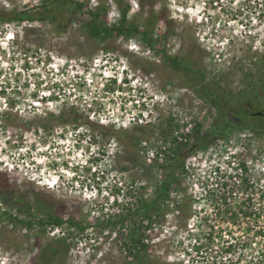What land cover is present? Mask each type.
I'll return each mask as SVG.
<instances>
[{"label": "rangeland", "instance_id": "obj_1", "mask_svg": "<svg viewBox=\"0 0 264 264\" xmlns=\"http://www.w3.org/2000/svg\"><path fill=\"white\" fill-rule=\"evenodd\" d=\"M124 3L136 26L154 22L156 52L136 34L89 36L91 13L117 22L114 0H0V12L11 15L51 10L43 20L0 23V264H39L42 248L60 236L70 248L53 264H134L119 229L104 225L135 197H149L162 172L145 177L150 163L141 154L128 165L133 152L119 143L121 133L141 124L149 154L171 135L167 129L158 142L156 125L172 119L185 133L191 123L207 128L215 115L163 54L189 59L227 107L238 93L262 96L264 0ZM252 105L243 110L254 127L264 99ZM6 195L39 198L85 230L13 226L1 214L26 218L3 203ZM157 215L149 217L151 264H264V130H232L192 153Z\"/></svg>", "mask_w": 264, "mask_h": 264}, {"label": "trees", "instance_id": "obj_2", "mask_svg": "<svg viewBox=\"0 0 264 264\" xmlns=\"http://www.w3.org/2000/svg\"><path fill=\"white\" fill-rule=\"evenodd\" d=\"M48 1V0H44ZM56 4H68L69 0H51ZM114 4L117 8L118 20L114 24L108 25L105 21L98 18V14H92V24L89 28V36L91 38H97L100 40H108L113 35L115 36H131L133 34L138 35L139 40L147 48L154 50L153 47V32L155 24L151 19H148L142 26H136L134 21L128 19L129 5L124 3V0H114ZM80 4H75L74 9L79 10ZM51 11L50 8H44L43 11L38 14H31L27 11H20L15 14H7L0 12V23L7 21H35L43 20V14ZM53 18V17H52ZM51 18V19H52ZM163 50V49H162ZM159 51V50H158ZM156 52V50H154ZM163 58L169 62V64L175 69L181 70L185 75L190 76L194 81V87H196L197 95L205 102H209L211 107L215 111V115L212 117L211 123L207 128L203 129L199 123H191L188 125V131L185 133H179V125L174 124L172 119L168 120L166 127L156 125L159 131L156 135V139H163L167 134V129L170 130L171 135L164 141L166 146L157 147L154 146L153 150L149 152L150 147L146 142L142 140L143 134L138 132L143 131V126L138 125L135 128L137 133H132L129 130H124L122 140L119 143H124L127 148L133 153L128 154L126 163L131 167L137 162V157L141 154L146 162H149L146 166L145 177L148 174L149 169H155L161 171L162 175L160 179H155L153 184V191L147 198L135 197L132 205L122 210L123 214L115 215L111 220L106 221L104 225L108 231L112 233L116 228L119 229L121 235H123L122 246L124 253L132 260L134 264H151L149 258V234L153 231V223L150 221V216L157 215L163 204L168 201L169 194L177 192L179 189L180 176L183 173L185 163L192 153L205 150L209 147L210 142L214 140H221L226 137L232 130L242 129H259L264 130V116L259 120L260 123L254 125V127L248 122L249 117L244 114L243 108L251 107L255 102V99L262 97L264 99V86L261 90L262 96L252 89L253 92L248 93V97H244L243 92L236 96V104L233 107H227L225 100L220 98L217 94V90L204 78L203 74L197 68H193L189 59L179 57H167L163 54ZM242 97V98H241ZM243 105V106H242ZM150 126L154 129V126L146 123L144 127ZM256 127V128H255ZM155 133L154 130L152 131ZM175 133V134H174ZM156 134V133H155ZM150 155V156H149ZM142 189L144 185L141 186ZM5 205H10L17 212L26 219L19 218L13 215L11 212H4L1 215H7L9 221L13 226H21L24 229L32 230L34 226L38 230L44 229V227L55 228L67 225L69 228L78 232L84 231L85 227L78 226V222L73 218H67L64 220L61 216H56L52 210V204H47L36 198L34 202H29L25 196L6 195L3 198ZM181 208V207H180ZM42 212L43 218L36 217L32 212ZM159 216V215H157ZM160 223L157 224V226ZM156 225L154 226V228ZM125 232V233H124ZM149 233V234H148ZM70 245L68 238L64 236L57 237L53 242H47L46 246L42 248L40 253L39 264H53L55 256L59 253L64 255L68 253Z\"/></svg>", "mask_w": 264, "mask_h": 264}]
</instances>
